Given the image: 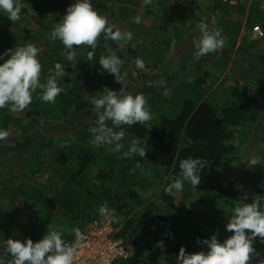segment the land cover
<instances>
[{
  "label": "trees",
  "instance_id": "trees-1",
  "mask_svg": "<svg viewBox=\"0 0 264 264\" xmlns=\"http://www.w3.org/2000/svg\"><path fill=\"white\" fill-rule=\"evenodd\" d=\"M155 1L152 0V6H155ZM158 1L157 6H162L173 0ZM24 2L20 15L27 14L30 10L43 11L46 0H23L22 3ZM60 2L67 8L71 4L70 0ZM238 11L244 14L243 9ZM255 12L256 6L253 7L250 18L257 21ZM65 14L66 11L63 15ZM5 15L0 11V22L6 19ZM63 15H59L56 22L62 20ZM250 18L247 26L256 22H251ZM224 27L227 30L230 28L228 25ZM238 27L230 30L233 36L229 42L232 46L235 45L234 34H238ZM176 35L180 39L179 31H176ZM44 39L37 37L35 41L32 40L40 50L41 83L55 75L57 54L65 52L62 62L64 80L56 78L62 92L55 103H46L39 98L41 89L38 88L33 94L32 103L24 109L25 114L22 116H14L8 106L0 108V129L7 130L10 136H25L37 129L41 121L46 124L61 123L68 119L75 122L84 121L86 114L92 113L96 116L91 97L102 93L114 78V75L106 72L100 80L93 83L88 80L94 79L92 73L101 67L98 63L100 57L109 54L104 35L101 38L102 47L94 50L92 59L88 57L92 49L87 45L74 46V62L67 60L68 52L59 40L52 41L49 37ZM170 44L171 40L166 38L162 43H153L150 50H143L144 57L150 59V69H158L165 63V53ZM240 51L247 49L242 47ZM76 61L78 63L75 66ZM216 65L225 69L229 60L221 57ZM231 76L235 85L222 89L218 98L214 94H208L211 89L208 79H214L208 73L198 75L192 81H180L178 84H175L174 78L171 84L172 94L169 96L161 95L158 91L145 93L153 119L145 124L131 125L129 131H126L128 135L142 141L147 151L145 157L133 155L124 158L122 152L130 145L125 138V150L122 149L121 153L111 151V146L107 144L95 145L89 125L83 128L75 125V140L71 146L61 151L53 149L48 159L47 156L46 159L39 157L45 151L44 139L36 144L33 148L34 154L23 161L20 167L13 158L11 160L7 152L0 151V225L3 222L10 225L12 220L20 226V230L13 229L8 233L0 227V241L8 238H31L34 242L38 241L46 234L49 219L56 218L54 215L76 222V228H83L96 219L101 205L107 203L108 206H114L112 200L121 198H126L130 204V211L123 213L124 217L131 215L129 220L126 219L122 233L133 241L136 252L132 257L115 264H175L181 247L190 253L199 252L201 250L197 248L198 240L209 239L213 234H217L222 240L228 216L240 201L238 191L232 185L227 189L210 187L207 194L205 190H201L195 195L198 199L196 205L204 204L201 194H206L207 197L211 195L209 206L204 205L207 212L197 215L193 213L195 201L193 203L189 199L193 195L188 193L190 189L187 182L180 192L169 194L165 188L180 172V161L188 157H199L210 165L226 169L224 160L237 152L236 147L227 145L234 137V129L242 128L241 138H247L250 131L254 130L253 126L259 122L261 111L258 97L250 89L253 87L250 84L243 85L246 81L244 78L237 80V73ZM20 152H24V149ZM50 161L58 166L55 172L59 191L50 196L55 185L47 188L42 183L33 192L24 191L22 200H19L24 207L22 211H18L15 208L17 198L14 196L16 190L22 186L16 180L30 176L36 184V179L50 166ZM262 177L259 195H264V173ZM151 190L153 195L150 194ZM151 195L156 196L159 203L150 202ZM140 207L144 208L137 212ZM47 208L51 209L50 215L47 214ZM29 209L33 213L27 215ZM116 218L118 217L114 215V224L117 226L119 224L115 221ZM177 236L181 237L178 239ZM73 237V233L63 235L65 242L71 241ZM160 240L165 244L163 250L157 246ZM256 249L259 255H255L253 261L259 264L264 259V244L258 241ZM0 250L3 251L2 247ZM4 257L5 264H9L12 257L8 254H4Z\"/></svg>",
  "mask_w": 264,
  "mask_h": 264
},
{
  "label": "rangeland",
  "instance_id": "rangeland-1",
  "mask_svg": "<svg viewBox=\"0 0 264 264\" xmlns=\"http://www.w3.org/2000/svg\"><path fill=\"white\" fill-rule=\"evenodd\" d=\"M70 1L71 4L74 3V0ZM158 2L156 0L155 6H152L151 3L145 5L144 0H92L94 8L100 14L107 17L109 26L112 27L113 31H129L133 34L132 40L128 42L106 39L109 54L115 52L122 60L120 72L123 76L120 83L114 77L108 88L119 91L124 87L133 95L137 93L145 95V93L158 91L161 95L169 96V94H172L173 89L171 84L174 78H176L175 84H178L180 81H192L195 79L194 77L208 73L214 78L213 80L208 79V85H211L208 94H214V97L218 98L222 89L235 85L231 74L237 73V80L246 79L243 85L250 84L253 87L250 89H253L258 97L261 111L259 122L253 126L254 130L250 131V135L247 138H241L242 128L234 129V137L227 142V145L236 147L237 152L224 160L227 168L222 169L218 165L206 163L201 172L200 184L193 189V186L189 183L190 190H188V193L190 196H195L201 190H205L207 194L210 187L216 186L227 189L232 185L238 191L240 200L247 194L248 199L245 202L250 203L253 197L259 194L260 183L264 173V165L249 167L246 162L252 156H257L264 161V41L258 42L257 40H252L248 34L249 26H246L245 31H243L244 14L229 6L228 3L225 4V0H183V2L173 0L172 2H165L162 6H157ZM22 4H25V2ZM66 10L67 7L63 6L60 0H46V3L43 4V11L30 10L29 13L20 15V18L13 22L6 17V19L0 22V54L15 46H23L27 43L36 45L32 40L35 41L37 37L45 40L44 38L49 37L56 25L57 17L63 15ZM137 16L140 17L139 23L135 22V17ZM251 20L252 18H250ZM255 21L252 20L251 22ZM202 23L207 25L211 31L220 30L225 43L222 49L206 54L199 60H196L194 59L196 51L194 42H198L201 36L200 27ZM227 25L230 26L228 30L224 29V26ZM235 26L236 28L238 27L239 32L237 35L234 34V37H236L234 41L235 45L232 46L229 42L233 36L230 34V30L231 28L234 29ZM176 31L180 32V39L177 38ZM102 35L104 34H101L98 38L95 49L102 47ZM166 38L171 40V46L166 50L165 63L158 69H150L148 67L150 59L144 57L145 53L143 50H150L153 43H162ZM88 47L90 48V46ZM242 47L246 48L247 51L241 52L240 49ZM164 49H166L165 46ZM138 57L144 61L145 67L143 69H137L135 66V60ZM221 57L229 60V65L225 69L216 65V62ZM56 59L55 65L60 63L62 66L65 52H59ZM77 63L78 61L74 65L76 66ZM77 69L82 70L81 68ZM104 75H106V72L99 67L92 73L94 79L88 80L93 83L100 80ZM64 76L65 73L56 78L63 81ZM12 114L18 117L24 115L25 111H12ZM96 119L97 114L94 116L90 113L86 114L84 121L73 122L68 119L61 123L49 124L41 121L37 129L25 136L9 135L6 140L0 141V151L7 152L11 160L13 158L17 166H19L23 161L30 159L31 155L34 154L33 148L37 146L36 144L39 141L44 139L46 145L45 151H42L39 157L44 159L47 156L48 159L53 149L61 151L71 146L75 140L73 133L75 125H78L80 128L89 125L92 128ZM108 123L110 126V121ZM121 127L125 131L124 138L126 142L134 139L133 136L128 135V132H126L129 131V125H122ZM93 142L97 145L95 140ZM122 143L124 142L122 141ZM22 149H24V152H20ZM123 149L125 150V147ZM48 164L50 166L42 172L41 176H38L36 184L30 176H24L16 180L18 184L21 182L22 186L16 190L14 196L17 198L15 208L18 211H22L24 207L21 201H19L22 200L21 195L24 191L33 192L41 187V183L47 188L55 185V189L52 188L53 191L50 193V196L59 191L60 188L56 187L57 176L55 172L58 166H54V163L51 161ZM61 170L65 171L64 169ZM23 188L25 190H22ZM150 194L153 195V190H151ZM206 194L200 195L204 202V204L200 205H196L198 203L196 196L189 197L193 203L195 201L193 208L194 215L207 212L204 205L209 206L208 201H211V195L207 197ZM156 199V196H152L150 202H154ZM127 201L126 198H121L120 200L113 199L112 203L115 205L108 206L109 209L114 210L111 213L112 216L118 217L115 219L119 224L117 227H123L126 219L129 220L131 216L124 217L123 215V213L130 211V204ZM156 202L159 203L158 201ZM144 207H140L136 211H141ZM31 213H33L31 209L26 212L27 215ZM47 214H51L50 208H47ZM183 216L188 219L187 216ZM54 217L56 218L49 219L50 221L47 222L49 225L46 231L50 228L62 231L63 235L66 233L72 234V230L77 227L74 221L64 220L56 215ZM58 218L59 220H57ZM10 225L3 222L0 227L5 233L13 229L20 230V226L16 225L15 221L11 220ZM230 235L231 233L225 230L222 240ZM180 237L177 236L178 239ZM258 241L259 238H257ZM257 242L254 245L255 248L257 247ZM197 248L199 250H206V246L202 244H199ZM0 255H3V259H5L4 253L1 250ZM254 256L250 264H255L253 261Z\"/></svg>",
  "mask_w": 264,
  "mask_h": 264
},
{
  "label": "clouds",
  "instance_id": "clouds-1",
  "mask_svg": "<svg viewBox=\"0 0 264 264\" xmlns=\"http://www.w3.org/2000/svg\"><path fill=\"white\" fill-rule=\"evenodd\" d=\"M23 0H0V11L5 13L10 21L20 18ZM152 0H144L145 5ZM135 22H140V17H135ZM201 36L198 42H194V59L215 52L224 47V37L220 30L211 31L207 25L201 24ZM104 34L105 39L112 41L128 42L133 34L129 31L115 30L109 26L106 16L100 14L93 6L92 0H74L63 15L62 20L56 23L49 35L52 41L59 40L67 50V60L75 61L74 46L87 45L88 57L92 59L97 40ZM39 49L36 45L27 43L23 46H15L0 54V108L6 106L13 112L23 111L33 100V94L41 89L39 98L46 103H55L57 96L62 92L56 77L64 72L60 63L55 65V75L49 76L46 82L41 83L42 65L39 60ZM7 57V59H5ZM101 69L114 75L117 82L123 79L120 72L122 60L115 52L99 59ZM137 69L145 67L141 58L135 60ZM91 104L95 106L97 119L90 128L97 145L107 144L111 151L121 153L125 147L122 143L125 131L122 125L145 124L153 119L147 98L142 93L135 95L124 87L119 91L104 88L102 93L91 97ZM111 126H109V122ZM119 129V130H116ZM9 132L0 129V141H4ZM146 149L139 138L130 141L126 151L122 152L124 158L146 156ZM249 167L264 165V161L257 156L250 157L247 161ZM206 162L199 157H188L180 161V172L171 179L165 188L169 194L183 190L185 182L191 184L193 189L201 182V172ZM245 194L244 198L232 208L228 216L225 230L231 235L220 240L217 234L210 239L198 240V244L206 246V250L188 252L181 247L176 257L175 264H250L254 255H259L254 245L259 242L264 244V195H255L250 203ZM101 214H111L107 203L100 206ZM73 234L77 241L81 238V230L74 228ZM157 246L163 250L164 241L157 242ZM0 247L4 254L12 257L9 264H74L77 253L76 245H69L63 239V233L57 229L48 228L42 239L33 241L31 238H8L0 241ZM0 264H5L3 255H0ZM264 264V259L259 261Z\"/></svg>",
  "mask_w": 264,
  "mask_h": 264
},
{
  "label": "built area",
  "instance_id": "built-area-1",
  "mask_svg": "<svg viewBox=\"0 0 264 264\" xmlns=\"http://www.w3.org/2000/svg\"><path fill=\"white\" fill-rule=\"evenodd\" d=\"M235 9L244 11L245 31L250 18L251 11L256 6L257 21L249 26V37L252 40H264V0H225L227 4ZM81 230V238L76 240L75 236L69 245H76L77 253L74 264H115L118 261L132 257L136 250L131 239L122 233V227L114 224L112 214H101L93 219Z\"/></svg>",
  "mask_w": 264,
  "mask_h": 264
}]
</instances>
